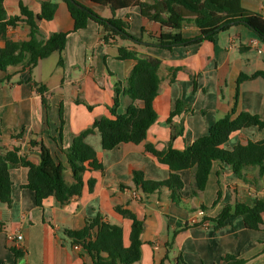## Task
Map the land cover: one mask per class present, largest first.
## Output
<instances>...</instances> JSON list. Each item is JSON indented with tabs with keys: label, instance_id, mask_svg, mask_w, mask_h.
<instances>
[{
	"label": "crops",
	"instance_id": "0c3cea01",
	"mask_svg": "<svg viewBox=\"0 0 264 264\" xmlns=\"http://www.w3.org/2000/svg\"><path fill=\"white\" fill-rule=\"evenodd\" d=\"M75 1L99 18L125 21L132 40L109 37L108 44H104V32L93 21H88L86 28L73 32V20L66 4L60 0L3 2L7 16L18 15L19 2L34 15L40 13L42 3L56 4L52 20L37 22L39 37L46 39L53 33H67V38L62 53H53L40 60L31 74L19 68H8L0 74V79L4 80L0 83V153L19 146L22 155L38 164V149L30 148L29 142L43 143L54 159L66 167L64 180L67 183L71 175L65 156L54 141L59 126L57 106L62 103L60 146L67 148L74 136L90 128L96 119L107 116L106 108L112 105L114 81H124L133 68L134 62L116 59L118 47L134 50L141 58L161 62V83L153 103L158 119L146 133V143L157 150L166 149L170 128L165 121L176 101L185 102L186 109L191 110L183 118V137L177 138L172 145L173 149L181 151L206 136L215 121L230 112L239 75L264 72V44L242 26L219 33L212 41L165 50L152 40L160 33V27L144 20L138 8L112 14L90 0ZM241 5L264 17V0H241ZM7 36L14 42L25 41L28 28L22 24L9 28ZM182 36L194 39L199 31L186 27ZM60 57L62 67L58 65ZM169 69H178L172 83L169 82ZM190 76L195 77V89ZM30 78L48 90L50 110L47 113L29 83ZM126 103V98H120L119 114L124 112ZM236 112L256 115L264 122V81L261 78L239 85ZM173 121L178 123L179 120ZM20 133L21 138H12ZM248 140H264V128L242 130L232 135L224 148L231 151ZM84 142L94 150L102 170L85 172L81 196L73 197L65 206L49 197L40 208L36 207L34 193L22 188L26 184L27 170L10 171L12 204L10 207L0 205V264H15L14 255L7 248V238L17 235L22 239L10 244L26 251L23 264H92L79 246H72L66 231L81 230L87 221L98 215L103 222L122 229L123 244L127 247L131 222L118 215L115 207H125L143 224L141 258L137 264H177L179 256L185 264H222L221 259L226 255L237 256L246 264H264V217L258 230H247L240 217L231 219L230 224L219 229L210 224L188 227L177 233L171 248L166 246L171 232L200 218V207L205 208L201 211L203 216L214 218L226 204H250L253 198L264 202V176L258 178V187L245 185L228 166L215 162L204 191L198 197H190L191 171H181V196L188 206L185 209L173 204L166 192L144 199L134 190V171L142 173L148 181H162L169 175L168 167L145 153L142 145H120L104 151L97 131L86 136ZM252 174L256 175V171ZM89 179L94 180L92 192L87 186Z\"/></svg>",
	"mask_w": 264,
	"mask_h": 264
},
{
	"label": "trees",
	"instance_id": "16d2710c",
	"mask_svg": "<svg viewBox=\"0 0 264 264\" xmlns=\"http://www.w3.org/2000/svg\"><path fill=\"white\" fill-rule=\"evenodd\" d=\"M60 1L66 4L73 20V32L86 28L88 21H93L104 32L102 38L104 44H108L109 37H115L120 41L132 40L125 21L99 18L75 0ZM90 1L109 9L112 14L129 8H138L144 20L160 27V33L152 40L158 47L165 50L212 41L214 36L236 26H242L251 31L264 44V17L245 10L241 0ZM3 2L4 0H0V43H2L0 73H5L8 68H19L27 69L31 74L40 60L53 53L59 55L62 53L67 33H53L46 39H40L37 26L38 21L52 20L56 4L44 2L41 4L40 13L34 15L19 2L18 15L7 16ZM20 24L28 28V39L14 42L8 38L7 31ZM186 27L196 28L199 36L194 39L183 38L182 30ZM116 59L132 61L134 66L124 81H114L112 105L106 108L107 116L96 119L90 128L74 136L67 148L60 146L63 129L62 103L60 102L57 106L59 126L56 129L57 140L54 141L59 151L65 156L71 181L67 183L64 180L66 167L54 159L50 150L43 143L31 140L30 148L38 149V164L22 155L19 146L0 153V205L11 206L10 171L19 168L27 170L26 184L22 188L34 193L35 205L38 208L49 197L54 198L60 206H65L73 197L81 196L84 187L83 174L102 170L94 150L84 142L86 136L95 131L100 134L104 151H110L120 145H142L145 153L168 167L169 175L162 181H148L144 179L142 173L133 172V188L144 199L159 197L166 192L173 204L187 209V200L181 196L183 183L179 173L184 170L191 171L190 197H198L204 191L212 164L215 162L228 166L237 180L243 184L258 187V178L264 176V140L257 142L248 140L245 144H237L231 151L226 150L224 145L232 135L242 130L264 128V122L258 116L247 112H236L239 85L255 78H261L264 81V72H256L251 76L239 75L230 112L218 118L206 136L197 139L181 151L173 149L172 145L177 138L183 137V118L191 113V110L186 109L185 102L176 101L174 109L165 121V125L170 128L166 149L157 150L146 143V133L158 119L153 103L161 83L159 77L161 62L157 59L141 58L134 50L126 47L117 48ZM58 65L63 66L61 57ZM177 71L178 69L168 70L170 83L174 81ZM108 74L113 76L111 73ZM190 79L195 89V77L190 76ZM3 81L0 79V83ZM29 83L39 96L40 103L47 113L50 110L47 88L31 78ZM120 98L127 99L122 114L117 112ZM175 119L179 120L178 123H174ZM21 136L22 133L12 138L19 139ZM254 171L257 176L252 174ZM87 186L89 192H92L94 180L89 179ZM121 188H124V185ZM114 211L131 222L127 247L123 244L122 229L103 222L99 215L87 221L81 230L66 231V236L71 240L72 246L80 247L92 264H137L141 258L140 236L143 232V224L125 207H115ZM200 211H205V208L200 207ZM236 217L242 219L247 230H258L263 225L264 202L253 198L250 204L236 202L226 204L220 214L214 218L202 216L196 223H184L177 231L171 232L169 242L166 244L167 249L173 246L177 233L188 227L210 224L215 229H219L230 224V220ZM8 244L7 248L14 255L15 264H23L26 251ZM221 262L222 264H246L245 260L233 255L222 257ZM177 264H185L181 256L177 257Z\"/></svg>",
	"mask_w": 264,
	"mask_h": 264
},
{
	"label": "built area",
	"instance_id": "2783aa9c",
	"mask_svg": "<svg viewBox=\"0 0 264 264\" xmlns=\"http://www.w3.org/2000/svg\"><path fill=\"white\" fill-rule=\"evenodd\" d=\"M135 196V195H134ZM203 216V212H199L198 213V217H202ZM197 221H193L192 223L190 224H193V223H196ZM204 225H207V224H204ZM22 238L20 235H17V236H8L7 240H8V243H12L14 241H20ZM78 247H75V249H77Z\"/></svg>",
	"mask_w": 264,
	"mask_h": 264
},
{
	"label": "rangeland",
	"instance_id": "374dc122",
	"mask_svg": "<svg viewBox=\"0 0 264 264\" xmlns=\"http://www.w3.org/2000/svg\"><path fill=\"white\" fill-rule=\"evenodd\" d=\"M1 74V73H0ZM64 176L66 177V173L64 174Z\"/></svg>",
	"mask_w": 264,
	"mask_h": 264
}]
</instances>
